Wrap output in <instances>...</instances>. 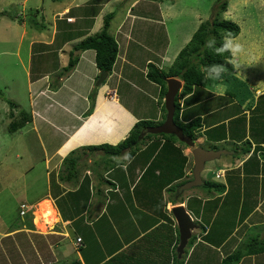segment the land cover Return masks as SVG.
I'll return each instance as SVG.
<instances>
[{"label": "crops", "instance_id": "0c3cea01", "mask_svg": "<svg viewBox=\"0 0 264 264\" xmlns=\"http://www.w3.org/2000/svg\"><path fill=\"white\" fill-rule=\"evenodd\" d=\"M138 4L149 7L155 0L150 4L147 0H59L52 2L48 11L42 7L50 28L33 35L27 32V36L31 35L27 38L29 54L26 62L22 61L27 64L29 87L39 86L40 91L33 96L31 114L23 111L30 117L23 128L30 126L27 133L37 135L43 154L45 191L30 201L24 215L20 210L21 227L0 233V264H109L113 261H118L116 264H229L230 257L238 253L240 261L230 264H264L263 238L252 237L253 242L244 244L251 238L252 229L264 226V151L260 150L264 148V2L258 4V19L251 16L248 22H238V37L246 49L240 60L241 68L231 75L224 74L219 81L207 80L185 97L180 95L182 90L179 93L180 121L187 124L201 120L196 145L231 152L211 163L232 167L217 174L221 175L217 179H222L217 183L225 191L208 190L203 185L176 194L170 193L175 185L181 186L193 178H189L194 168L191 148L167 139L147 138L136 152L134 147L116 154L89 149L105 144L118 146L138 122L155 117L163 123L166 119L167 112L163 113L162 101H159L164 90L147 78L148 66L154 64L168 70L181 49L169 60L172 45L166 30L163 47L160 46L163 39L159 43L147 40L153 23L161 25V22H150L145 10L134 14L132 25L128 24L127 6L132 12ZM114 6L121 7V11L125 9L119 23L112 18L109 28L119 45L112 73L99 85L102 71L96 65L94 50L75 51L78 63L66 72L71 52L85 39L102 31L106 14L113 13L110 10ZM14 17H2L7 20L0 24L12 30L21 22L22 32L25 31L26 20H18L19 15ZM18 27L17 34L12 33L14 39L20 36ZM130 29L136 31L130 35ZM191 40L187 38L186 45ZM141 43H144L143 52L148 48L157 51L153 54L156 59L148 58L144 66L136 63L141 57L136 54ZM51 61L56 68L54 72L47 69L50 65L43 67ZM41 67L45 74L36 73ZM150 110L154 112L153 118ZM155 145L158 146L153 150ZM71 156L77 157L76 167L83 169L79 177L66 168ZM176 159L181 161L183 177L171 176L173 170L181 169L174 165ZM103 160H109L111 167L100 177L95 171L103 169ZM157 160L171 165L162 168L154 165ZM165 176L172 178L160 183L159 179ZM156 191L162 200L159 212L154 211L150 202L155 199ZM231 194L242 204L237 207L240 217H232V231L215 234L213 230L222 209L237 206L234 202L227 203ZM50 200L59 216L55 222L59 219L57 222L61 224L51 222L46 231H41L39 218L36 222L35 218L46 207L43 202L50 203ZM41 203L44 206L40 207ZM151 206L153 209H149ZM179 206L186 209L197 226L192 234L193 242L188 243L182 256L178 252L180 232L172 212ZM45 207L40 225L43 228L47 223ZM124 215V221L120 220ZM255 216L259 219L255 220ZM225 225L222 220L219 226L223 230ZM133 226L137 237L129 233L128 228ZM109 232L114 234L113 240H119V246L112 253L107 249ZM141 241L147 249L141 250ZM255 241L260 246L254 247ZM246 246L249 252H241Z\"/></svg>", "mask_w": 264, "mask_h": 264}, {"label": "rangeland", "instance_id": "374dc122", "mask_svg": "<svg viewBox=\"0 0 264 264\" xmlns=\"http://www.w3.org/2000/svg\"><path fill=\"white\" fill-rule=\"evenodd\" d=\"M23 1L24 0H0V12H2V10L4 11V15L3 16L1 15L0 18L14 17L19 15L20 17H18L17 19L18 20L20 19L22 21L23 19H25L26 20L25 25L27 24L25 31L22 32L23 30L22 23L18 22L19 23L18 26H20L19 29L20 36L18 37V39H14L12 33H16L19 27L16 25V27L11 30L1 25V24H5V21L7 19H0L2 20L0 21L1 23L0 24V89L2 90V94L4 96L2 98L0 97V233H6L9 230H13L18 227H21L22 225L21 224L22 218L20 216L21 205L23 203H25L27 206L30 205L31 204L30 201H33L35 199V196L38 197V195H40L45 191V178L43 175L44 169L42 166L43 162L41 159L43 158V154L39 150V144L36 137L37 135L34 133H27L28 130L30 129V126L27 129L23 128L20 131H17L16 133H10L9 126L14 120L21 119L23 111H26L29 114H31L30 105L33 101V96L40 91L39 86L29 87L30 77L28 75V69L25 68L27 67V64H23L22 61L24 60L26 62L29 54L28 53L29 40H27V38H30L31 35H33L34 33H39V31L33 32L29 30V28L36 29L32 27L30 23L38 22L41 26H45V28L47 29L50 28V23L48 22V15L47 14L45 16L43 15L42 7H44V9L48 11L49 6L52 4V2H58L59 0H30L26 3H24ZM60 1H64V0H60ZM147 1L149 2V4L151 3V0H147ZM225 1L228 2V8L226 9L227 11H225L222 14V19L237 24L239 21L248 22L249 20L252 19L251 16H253V18L255 19H258L260 14L258 4H262L264 2V0H155V4L153 6L149 5V7H147V5H142L140 6L141 7L140 8L138 4L137 5L138 9L136 8V11L134 9L132 12L130 10L131 7L127 6L129 8L128 9L129 13L127 14L128 15L127 19L129 20L128 24L129 25L131 24L132 22L131 20L133 19L134 14L140 12V10L146 11V12L144 11L145 15L147 14V17L150 18V22L152 20H154L152 21V23L155 21H159L157 23L160 24L161 22V25L155 24L156 22L153 23L152 30L148 31L149 38L147 40L150 39L158 40L159 43L166 35L165 34V30H166V33L168 35V37L167 36L166 37L167 39L170 40L172 45V50L170 51V56L168 58L169 60H172L174 59L173 56L180 49L182 50L186 47V39L193 38L194 34L197 32L202 22L208 21L210 19L212 20L213 14H215L220 7L218 6V4L220 5ZM43 2L44 4L42 5ZM156 2H158L159 5ZM124 9L121 11V7L119 6L112 7L110 11L116 13L113 17V21L119 23L121 13L122 12L124 13ZM139 15L142 16V18H145L143 17V15L141 14ZM140 21L141 19H139L137 23L139 24ZM163 26L164 29H162ZM135 31H136L135 29H130L128 34L131 35ZM21 32H22V38H21ZM27 32H29V34L31 35L27 36ZM141 38L145 40L144 36H142ZM165 43H166V38H164L160 42V46L163 47ZM143 44L144 43H141L142 46L138 48L140 52L136 53L138 56H141L140 59L138 60L139 63L136 62L138 65L141 66L145 65V62L148 58L151 57V59L152 58L156 59L157 57L154 56L155 54H157L156 49L151 50L150 48H148L146 52H143L145 50ZM19 46L20 48L18 50ZM47 65H50L47 69H52V72L55 71L54 69L56 68L53 66L52 61L50 63L44 64L43 67ZM36 73L45 74L46 72H44V68L41 67L38 69V71H36ZM58 83H59L58 80L55 81L56 86H58ZM179 98L180 96L178 97V100ZM92 99L93 98H91V101ZM9 101L12 102L14 106H12ZM39 101H41V99H39L38 102ZM159 101L160 102L162 101L161 102L162 111L163 113H165L166 111L165 94L161 95ZM92 110L93 108H91L90 106L89 111L91 112ZM150 114L152 115L153 118L154 112H152V110H150ZM150 122H152V125L154 126H158L161 123V121L157 120L155 117ZM151 138L165 139L163 137H159L156 135H154ZM179 144H181L180 141ZM139 145H141V143ZM157 146L158 145H155L153 147V150H155ZM217 148L220 147L218 146ZM260 150L264 151V148ZM165 151L166 150H164V152ZM39 154H41V156ZM74 158L77 160V157ZM74 158L73 156H71L68 159L66 168L70 172L72 171L74 174H77V176L79 177L83 169H79L78 167L72 169L71 164L73 163L71 162V160H73ZM253 160H255V157ZM102 164H103L102 165L103 169L102 170L96 169L95 171V173L101 174L100 177L104 174L103 172H105L108 169V167H111L110 166L111 162H109V160L107 161L103 160ZM154 165H160V167L163 168L164 165L170 166L171 163L167 162L164 164L163 162L157 160L154 163ZM174 165L177 168L182 167L181 161L179 159H176ZM31 166H34V168L32 169ZM231 169L232 167H228L227 165H223L222 163L221 164L218 162L213 164L208 163L206 167V171L202 174V176L206 180H211L214 182L221 183L222 179H217L218 172L222 170L228 171ZM177 175H179V170H173L171 172L172 177H176ZM171 176L162 177L159 179V182L163 183L166 180L172 178ZM191 177L192 175L189 176V178ZM161 186L162 184L157 185L158 189H160ZM181 186L180 184L179 186L175 185L171 189L170 193L171 194L179 193ZM154 198L155 199L151 200L150 202L154 206V211L159 212L160 209L162 208L161 206L162 200L159 196L158 191L155 192ZM234 198L235 195L231 194L227 198V203L234 202L237 204V206H235L232 203L233 207L226 206V208L222 209L220 215L217 217L214 227L215 230H213L215 234H222V233L227 234L228 232L232 231L234 227L231 224L232 217H240L238 216L239 214L237 207L238 206L241 207L242 204H240L239 200ZM238 198L241 199L240 196ZM142 201L143 199L141 200V202ZM247 202H249L248 199H246V203ZM43 203H47V201ZM43 203L40 204V207H42L41 205ZM50 203H51L50 205H54L52 200H50ZM142 204L144 205V207H146L144 202H142ZM153 206H151L149 209H153ZM54 211L57 215V218H59L55 208ZM43 213H44V207L41 209L40 217L36 216L35 222L36 219L39 218L38 219L39 229L41 231H46V228H48V226H46L45 228L40 227V225H42L43 223V218H42ZM125 216L126 215L121 216L120 220L123 219L124 221ZM241 217H245V216H241ZM258 219L259 218L255 216V220ZM222 220H224L227 224L225 225L223 230L222 227L219 226ZM56 222L55 220H53V224H55ZM150 223L151 222H144L145 225H149ZM56 224H61V223L59 221ZM128 229L132 237L138 236L137 232L135 231V226H133V228L130 227ZM113 235H114L113 233L109 232V236H107L108 241H110V242L107 241V244H109V247H107V249L108 252L110 253L116 251V248L119 246L118 245L119 240H113L114 239V237H112ZM263 236H264V226L252 229L251 238L249 237V241L248 240H247L248 242L245 241L244 244L253 242L251 240L252 237H257L258 239L263 238L262 239L263 241L261 242L264 244ZM252 244L254 245V247L260 246V244H258V241H255V243ZM247 246L243 247L241 249L242 250L241 252H249L248 251L249 247ZM140 248L141 250H144L147 249L148 247L146 246L144 241H141ZM96 255L98 257L97 253ZM117 262L118 261H113L109 264H116Z\"/></svg>", "mask_w": 264, "mask_h": 264}, {"label": "trees", "instance_id": "16d2710c", "mask_svg": "<svg viewBox=\"0 0 264 264\" xmlns=\"http://www.w3.org/2000/svg\"><path fill=\"white\" fill-rule=\"evenodd\" d=\"M218 6L220 7L218 11L213 14L212 20L210 19L200 24L199 29L194 34L191 42L187 44L184 49L181 50L172 67H170L168 70H161L154 64H149L147 78L150 81L160 85L164 90V94L167 92L168 78L174 77L184 82L180 95L182 97H185L186 95L190 94L195 87H201L207 82V80L204 79V73L202 71L203 67H206L208 65L210 66L212 64L225 63V58L228 55L227 53H225L224 56L215 55L213 51L205 48V44L210 37H215L217 41L216 46L219 47L221 45L223 35L228 32H231L234 36H238L240 34V27L234 22L222 19V14L227 11L226 9L228 8L227 1L223 2L220 5L218 4ZM114 14L115 13H111L106 16L104 21V27L101 32L97 33L94 36L88 37L71 52L69 65L67 68H65L66 72L73 70V68L78 63V58L74 57L75 51L94 50L96 52V65L98 69L102 72L112 73L119 55L118 42L109 32L111 20ZM1 15L3 16L4 12H0V16ZM11 18L15 19V17ZM30 25L36 28L38 31L46 30L45 26H41L38 22H31ZM225 66L227 67V71L224 74L231 75L232 73H234L235 69H233L231 65ZM0 97H4L1 89ZM10 104L14 106L12 102H10ZM180 116L181 108L179 100L177 98L175 121L184 130L186 135L191 136L195 140L197 137V132L201 128V120L195 119L185 124L180 121ZM29 121L30 117L23 112L20 120H14L10 124L9 132L16 133L17 131H20ZM160 124H162V122ZM150 126H154L152 125V122L140 121L134 126L130 133V136L118 146H111L105 144L101 146H93L89 149H104L107 151L108 154H116L124 149L134 147L133 152H136L139 149L140 143L143 144L148 137L151 138L154 136L152 134H148L140 142L137 141L140 134ZM156 136L163 137L173 143H179L178 139L173 135L162 134ZM180 143L182 145H185L182 142ZM185 160L187 161V158ZM71 162L73 163L71 164L73 169L76 167V159L74 158L73 160H71ZM182 175L184 176L183 168L179 169V175L177 176ZM204 188L208 190L216 189L220 192L225 191V187L223 185L211 180L204 182ZM192 242L193 239H191L189 243ZM262 249H264V247ZM230 259V263H232L233 261H235L234 263H237L241 259L240 253L234 254L232 257H230Z\"/></svg>", "mask_w": 264, "mask_h": 264}, {"label": "water", "instance_id": "95a60500", "mask_svg": "<svg viewBox=\"0 0 264 264\" xmlns=\"http://www.w3.org/2000/svg\"><path fill=\"white\" fill-rule=\"evenodd\" d=\"M107 78L108 73L102 72L98 82L99 85H101ZM182 88L183 84L180 80L176 78L167 79V93L165 95V107L167 111L166 119L158 126L148 127L138 138V142H140L148 134L173 135L180 142L192 149V157L194 161V168L192 171L193 178L181 186L179 193L203 186L204 180L202 174L206 171L207 164L220 160L222 157L231 154V152L224 149H204L201 146H197L195 140L191 136L186 135L184 130L176 123V99ZM172 212L180 232V245L178 247V252L182 256L192 238L193 232L197 229V226L183 206L174 208Z\"/></svg>", "mask_w": 264, "mask_h": 264}, {"label": "clouds", "instance_id": "9594fccd", "mask_svg": "<svg viewBox=\"0 0 264 264\" xmlns=\"http://www.w3.org/2000/svg\"><path fill=\"white\" fill-rule=\"evenodd\" d=\"M216 45V38L210 37L205 44V48L213 51L215 55L224 56L225 53L228 55L225 58L224 64H212L202 68L205 80H221L222 76L227 71V67L225 65H231L232 68L236 70L240 69L241 57L246 54L245 46L240 42V38L238 36H234L231 32L222 36V42L219 47ZM28 208L29 207L26 204H23L21 206V215H24ZM79 239L78 243L82 241V239L81 241H79Z\"/></svg>", "mask_w": 264, "mask_h": 264}, {"label": "bare ground", "instance_id": "6f19581e", "mask_svg": "<svg viewBox=\"0 0 264 264\" xmlns=\"http://www.w3.org/2000/svg\"><path fill=\"white\" fill-rule=\"evenodd\" d=\"M45 205H46V207L44 206V205H42V206H44L45 207V209L47 210V213H46V220H45V222L47 221V223H46V226H49V225H51V222H53V220H56L57 218V215H56V213H55V211H54V209H53V207L50 205L51 203H49V202H47V203H44ZM43 208V207H42ZM40 213V212H39ZM44 216V217H45ZM45 224V223H44ZM45 227V226H44Z\"/></svg>", "mask_w": 264, "mask_h": 264}, {"label": "built area", "instance_id": "2783aa9c", "mask_svg": "<svg viewBox=\"0 0 264 264\" xmlns=\"http://www.w3.org/2000/svg\"><path fill=\"white\" fill-rule=\"evenodd\" d=\"M72 19H70V21H71ZM112 94V93H111ZM113 97H115V95L113 96V94H112V98ZM218 177H220L221 175H217ZM79 241H81V239H79Z\"/></svg>", "mask_w": 264, "mask_h": 264}]
</instances>
